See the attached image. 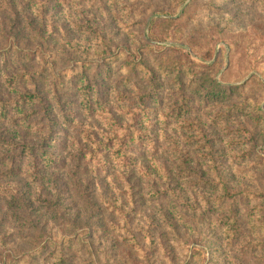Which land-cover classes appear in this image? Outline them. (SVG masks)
<instances>
[{"label": "rangeland", "instance_id": "obj_1", "mask_svg": "<svg viewBox=\"0 0 264 264\" xmlns=\"http://www.w3.org/2000/svg\"><path fill=\"white\" fill-rule=\"evenodd\" d=\"M0 65V264H264V0H0Z\"/></svg>", "mask_w": 264, "mask_h": 264}, {"label": "trees", "instance_id": "obj_2", "mask_svg": "<svg viewBox=\"0 0 264 264\" xmlns=\"http://www.w3.org/2000/svg\"><path fill=\"white\" fill-rule=\"evenodd\" d=\"M20 5H22V8L24 10H26L28 8L27 5H25V4H20ZM6 10L7 11H9V10L12 11V13L14 15L13 16V19H14L13 22H15L16 18L18 16H20V14H23V11L18 10V6H16V4H13V3L12 4H8L6 6ZM39 15H40V12H39ZM34 16H35L34 14L24 15V17L27 20V23L25 24V26L36 25L37 26V30H36L37 35L40 37L41 40H43V42H46V40H45V34H47V32L49 30H51L50 29L49 22H48V20H43L42 17L38 18L39 16L38 17L37 16L34 17ZM17 21H18V19H17ZM6 51H8V50H6ZM13 51H14V49L11 50L12 54L14 53ZM23 58H25V56ZM2 65H0V70L2 68ZM0 73H1V71H0ZM21 77H23V79H25L27 82L30 81V79L32 80L31 74H22ZM85 81H88L89 82V80H85ZM55 84H56V82H55ZM221 88H226V87L222 86ZM20 98H24L23 95L20 96ZM26 100L30 101L31 100V97H26ZM46 152H48V154H49V150H46ZM50 159H51L50 155L49 156L46 155V158L45 159H43L41 157L40 164H37L35 166L32 175H35V177H37V178H40L41 177L40 179L44 178L45 175H46L45 173L47 171H49L47 169L49 168L48 162L51 161ZM106 160L108 161V163H110L109 162V160H110V157L109 156L106 157ZM227 232L230 233V235H232V237H234V235L236 234V231L231 230V229L228 230ZM232 237H231V240H232ZM87 243L88 242L86 241V242H83V244H81L83 250H84V247H88V244Z\"/></svg>", "mask_w": 264, "mask_h": 264}]
</instances>
